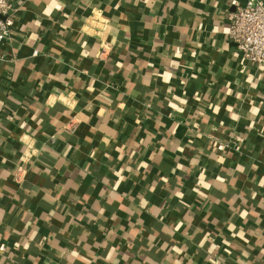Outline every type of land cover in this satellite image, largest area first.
Instances as JSON below:
<instances>
[{
	"label": "crops",
	"instance_id": "1",
	"mask_svg": "<svg viewBox=\"0 0 264 264\" xmlns=\"http://www.w3.org/2000/svg\"><path fill=\"white\" fill-rule=\"evenodd\" d=\"M245 1L15 0L0 264H264V65L226 35Z\"/></svg>",
	"mask_w": 264,
	"mask_h": 264
},
{
	"label": "built area",
	"instance_id": "2",
	"mask_svg": "<svg viewBox=\"0 0 264 264\" xmlns=\"http://www.w3.org/2000/svg\"><path fill=\"white\" fill-rule=\"evenodd\" d=\"M15 0H0V43L11 35V15L15 10ZM227 38L235 45L240 58L250 61L257 66L264 65V0H246L243 4L235 5L227 13ZM104 28V27H103ZM101 28V29H103ZM109 46L101 42L97 56L107 58ZM37 53L36 50L33 52ZM22 162H30L36 155L32 139H23ZM230 147L237 148L234 142ZM24 169L18 167L15 178L18 179Z\"/></svg>",
	"mask_w": 264,
	"mask_h": 264
},
{
	"label": "trees",
	"instance_id": "3",
	"mask_svg": "<svg viewBox=\"0 0 264 264\" xmlns=\"http://www.w3.org/2000/svg\"><path fill=\"white\" fill-rule=\"evenodd\" d=\"M203 205H205V204H203Z\"/></svg>",
	"mask_w": 264,
	"mask_h": 264
}]
</instances>
